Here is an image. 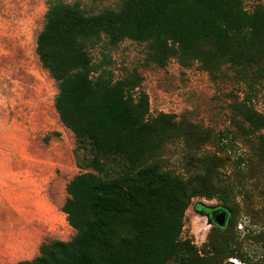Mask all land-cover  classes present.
I'll list each match as a JSON object with an SVG mask.
<instances>
[{
  "label": "trees",
  "instance_id": "obj_1",
  "mask_svg": "<svg viewBox=\"0 0 264 264\" xmlns=\"http://www.w3.org/2000/svg\"><path fill=\"white\" fill-rule=\"evenodd\" d=\"M246 1L122 0L117 9L98 13L79 1H47L36 54L56 82L55 108L74 134L78 163L93 171L66 186L61 210L74 236L44 242L38 256L16 264H223L238 257L228 231L238 209L237 185L220 177L227 159L191 158L194 169L186 179L167 169L168 143L208 136L174 114L152 115L143 77L135 69L116 77L112 52L131 40L146 44V60L160 67L172 59L183 66L199 62L213 77L229 68L245 84L264 83V0L252 10ZM235 112L255 160L264 162V114L248 100ZM243 162H235L239 178ZM196 197L218 199L230 213L228 224L213 225L201 247L182 238Z\"/></svg>",
  "mask_w": 264,
  "mask_h": 264
},
{
  "label": "rangeland",
  "instance_id": "obj_2",
  "mask_svg": "<svg viewBox=\"0 0 264 264\" xmlns=\"http://www.w3.org/2000/svg\"><path fill=\"white\" fill-rule=\"evenodd\" d=\"M47 1L0 0V183L2 188H21L31 201L41 197L43 243L68 241L74 236L75 230L61 210L67 198L66 186L76 175L93 171L78 163L74 134L63 126L55 108L56 82L36 54ZM64 1H79L88 12L98 13L117 9L122 0ZM256 1H246V8L252 10ZM93 53L99 61L100 52L96 49ZM112 57L116 77L134 69L143 77L152 115L174 114L177 120L196 125L209 137L197 143H168L163 153L167 169L186 179L194 169L190 164L194 159L197 163V158L208 155L227 159L220 177L222 183L237 185L233 199L238 209L228 231L235 239L238 257L223 264H234L233 260L264 264V162L255 160L235 112L239 103L248 100L264 114V83L245 84L229 68L213 77L199 62L183 66L172 59L160 67L146 60V44L131 40L113 50ZM238 159L244 161L242 178L236 176ZM20 200L29 204L27 199ZM197 204H222L215 198L196 197L185 213L182 238L201 247L213 225L197 211Z\"/></svg>",
  "mask_w": 264,
  "mask_h": 264
},
{
  "label": "crops",
  "instance_id": "obj_3",
  "mask_svg": "<svg viewBox=\"0 0 264 264\" xmlns=\"http://www.w3.org/2000/svg\"><path fill=\"white\" fill-rule=\"evenodd\" d=\"M0 183V264L32 260L42 245V199ZM12 196V197H11ZM27 197V198H26ZM20 199H27L29 204Z\"/></svg>",
  "mask_w": 264,
  "mask_h": 264
},
{
  "label": "water",
  "instance_id": "obj_4",
  "mask_svg": "<svg viewBox=\"0 0 264 264\" xmlns=\"http://www.w3.org/2000/svg\"><path fill=\"white\" fill-rule=\"evenodd\" d=\"M210 212L207 214L209 224L225 227L229 221V211L221 206H209Z\"/></svg>",
  "mask_w": 264,
  "mask_h": 264
},
{
  "label": "flooded vegetation",
  "instance_id": "obj_5",
  "mask_svg": "<svg viewBox=\"0 0 264 264\" xmlns=\"http://www.w3.org/2000/svg\"><path fill=\"white\" fill-rule=\"evenodd\" d=\"M202 206H203L202 209H197V211L202 213L203 215H205L207 217V214L210 212V210L208 208L209 206H204V205H202ZM215 207H217V206H215Z\"/></svg>",
  "mask_w": 264,
  "mask_h": 264
},
{
  "label": "bare ground",
  "instance_id": "obj_6",
  "mask_svg": "<svg viewBox=\"0 0 264 264\" xmlns=\"http://www.w3.org/2000/svg\"><path fill=\"white\" fill-rule=\"evenodd\" d=\"M234 264H241L240 262H236L235 260H233Z\"/></svg>",
  "mask_w": 264,
  "mask_h": 264
},
{
  "label": "built area",
  "instance_id": "obj_7",
  "mask_svg": "<svg viewBox=\"0 0 264 264\" xmlns=\"http://www.w3.org/2000/svg\"><path fill=\"white\" fill-rule=\"evenodd\" d=\"M244 156V155H243Z\"/></svg>",
  "mask_w": 264,
  "mask_h": 264
}]
</instances>
